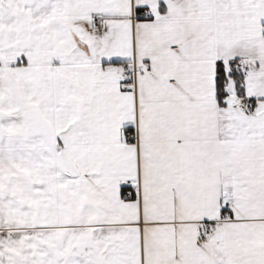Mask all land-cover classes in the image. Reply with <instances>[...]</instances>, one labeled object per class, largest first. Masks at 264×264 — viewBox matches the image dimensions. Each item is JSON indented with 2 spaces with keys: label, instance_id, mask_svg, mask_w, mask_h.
I'll list each match as a JSON object with an SVG mask.
<instances>
[{
  "label": "snow or ice",
  "instance_id": "snow-or-ice-1",
  "mask_svg": "<svg viewBox=\"0 0 264 264\" xmlns=\"http://www.w3.org/2000/svg\"><path fill=\"white\" fill-rule=\"evenodd\" d=\"M0 264H264V0H0Z\"/></svg>",
  "mask_w": 264,
  "mask_h": 264
}]
</instances>
